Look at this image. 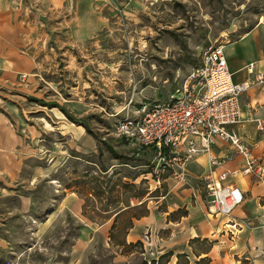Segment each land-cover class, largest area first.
<instances>
[{
  "label": "rangeland",
  "instance_id": "rangeland-1",
  "mask_svg": "<svg viewBox=\"0 0 264 264\" xmlns=\"http://www.w3.org/2000/svg\"><path fill=\"white\" fill-rule=\"evenodd\" d=\"M16 2V60L0 77V264H143V243L124 241L130 217L172 218L192 196L156 183L151 149L114 123L164 100L203 49L264 23V0H138L132 14L116 4L82 42L68 13Z\"/></svg>",
  "mask_w": 264,
  "mask_h": 264
},
{
  "label": "crops",
  "instance_id": "crops-1",
  "mask_svg": "<svg viewBox=\"0 0 264 264\" xmlns=\"http://www.w3.org/2000/svg\"><path fill=\"white\" fill-rule=\"evenodd\" d=\"M33 2L42 10L68 13L67 31L70 39L76 42L92 39L96 33L107 29L114 5L122 7L125 14H132V9L138 7V0ZM16 9V0H0V77L6 75L16 60L12 49L16 29L12 17ZM222 51L234 82L247 79L243 67L248 62L264 71V23H258L236 39L223 43ZM239 104L241 122L235 130L258 159L260 176L242 174V157L228 142L214 139L213 154L221 156L230 152L232 156L220 166H210L205 154L187 163L186 184L175 185L184 188L192 200L174 202L170 208L172 218H167L169 213L163 209L130 217L124 241L126 244L143 243V264H176L180 256L185 258L184 264H195L199 260H203V264H264V83L250 85L240 94ZM232 169L238 173L224 180L217 179L219 172ZM209 180L241 190L243 200L229 215L209 210L204 196V184ZM124 209L114 213L113 217ZM180 209L182 213L175 214Z\"/></svg>",
  "mask_w": 264,
  "mask_h": 264
},
{
  "label": "built area",
  "instance_id": "built-area-1",
  "mask_svg": "<svg viewBox=\"0 0 264 264\" xmlns=\"http://www.w3.org/2000/svg\"><path fill=\"white\" fill-rule=\"evenodd\" d=\"M247 79L234 82L222 51V43L205 48L189 70L179 77L162 101H145L115 121L116 134L137 149H151L147 174L159 180L168 176L186 184L187 163L205 154L209 165L220 166L232 156L212 153L214 139L228 142L242 159L240 172L260 176L258 159L236 132L241 122L239 96L250 85L264 83V71L255 63L244 65ZM236 169L223 170L217 179L234 176ZM204 196L211 212L229 215L243 200L241 190L209 180Z\"/></svg>",
  "mask_w": 264,
  "mask_h": 264
},
{
  "label": "trees",
  "instance_id": "trees-1",
  "mask_svg": "<svg viewBox=\"0 0 264 264\" xmlns=\"http://www.w3.org/2000/svg\"><path fill=\"white\" fill-rule=\"evenodd\" d=\"M248 30H249V29H248ZM246 31H247V30H246ZM246 31H245V32H246ZM193 64H194V63H193ZM193 64H192V65H193ZM62 111H63V110H62ZM84 129H85V131H86L87 133L92 134L91 131L88 129V127H87L86 125H84ZM176 264H177V263H176ZM195 264H203V260H199L198 263H195Z\"/></svg>",
  "mask_w": 264,
  "mask_h": 264
}]
</instances>
